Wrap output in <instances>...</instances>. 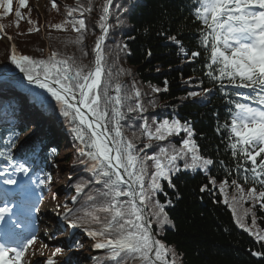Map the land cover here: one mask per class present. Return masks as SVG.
I'll return each instance as SVG.
<instances>
[{
    "label": "trees",
    "instance_id": "1",
    "mask_svg": "<svg viewBox=\"0 0 264 264\" xmlns=\"http://www.w3.org/2000/svg\"><path fill=\"white\" fill-rule=\"evenodd\" d=\"M53 2L57 7L52 6ZM105 2L27 0L26 6L20 8L18 0H13L8 16H4L0 8V25L4 26L0 31V75L16 70L10 59L11 45L17 55L35 60H47L52 52H56L58 58L72 57L76 65L88 71L95 66L96 41L103 36L102 80L121 84V95L132 96L121 108L125 118L120 123L124 136L133 141L139 155L145 158L149 173L145 184L155 171L153 161L147 157L158 156L161 147L169 152L179 149L182 141L189 137L181 130L163 141L149 140L142 125L154 131L164 121H179L192 131L190 139L197 145V154L213 161L206 167L192 169L185 168L186 162L191 163V154L178 158L175 161L178 170L170 173V181L161 178L160 189L151 197L152 203L159 201L164 205L171 222L160 226L159 218L151 214L150 208L146 210L154 239L170 250L169 264H264V240L257 239L258 235L264 236V208L248 194L239 195L237 189V185L247 191L255 188L257 195L264 191V184L256 174L261 169L257 164L253 173L251 161L233 154L230 145L235 137L229 139L227 127L231 124L235 102L239 100L257 107L241 99L256 94L248 88L234 87L227 78L213 80L208 75L209 72L218 75V66H208L210 49L206 51L203 44V25L195 16V0H111L106 19L101 21ZM85 8L90 11H83ZM69 9H75L71 16ZM16 10L21 12L19 18ZM74 19L85 21L82 32L74 31L73 24L64 23ZM56 24H61L63 30L54 28ZM101 24L107 28L106 33ZM78 37L80 42H77ZM192 52L199 55L193 57ZM206 89L210 91L205 92ZM136 90L140 92L138 98L134 96ZM192 92L198 95H190ZM137 103L142 108L129 112L127 106L135 107ZM74 126L70 118L61 115L52 97L26 86L16 76L0 81V153L10 152L15 162L28 167L31 176L40 180L44 199L55 197L57 208L61 210L60 220L68 238L64 241L56 238L61 252L53 257L55 264H114L106 251L94 252L88 248L95 241L87 235V230L96 229L98 225L88 222L82 208L89 209L93 204L88 200L90 195L96 198V203L100 202L103 185L95 182L89 170L92 162L79 155L81 144L71 131ZM31 129L35 132L30 133ZM9 137H13L16 144L10 150ZM141 149L143 151H139ZM61 153L64 154L61 156ZM261 158L264 153L257 161ZM10 171H15L14 167L8 166L4 156H0V172H4L0 180L10 179ZM62 172L67 178L59 193L54 190L52 181ZM211 180L215 183H210ZM78 185L82 188L80 192ZM67 209H73L76 216L65 220ZM80 217H83L78 220L80 227L70 228L69 223ZM241 223L249 231H245ZM57 248L48 250L47 259ZM253 252L260 255L253 256ZM61 254L66 260L58 259ZM128 264L135 262L130 259Z\"/></svg>",
    "mask_w": 264,
    "mask_h": 264
},
{
    "label": "snow or ice",
    "instance_id": "2",
    "mask_svg": "<svg viewBox=\"0 0 264 264\" xmlns=\"http://www.w3.org/2000/svg\"><path fill=\"white\" fill-rule=\"evenodd\" d=\"M195 2L196 19L203 25L201 29L203 44L206 51L210 49L211 64L208 66H218V75H213L212 72L208 75L213 80L227 78L234 87L248 88L256 94L242 96L241 99L251 101V104L257 107L239 100L235 102L231 124L227 127L230 130L229 139L235 137V141L230 145L233 154L238 153L251 161L253 173H256L258 164L261 171L256 174L260 178V183L264 184V158L257 161V157L264 153V0H195ZM18 3L20 8H23L27 0H18ZM110 3L111 0H106L103 7L105 15L100 17L101 21L106 19ZM12 4L13 0H0L4 16L12 12ZM52 6L57 7L55 2ZM73 11L75 9H69L68 15L71 16ZM83 11H90V8ZM15 15L19 18L21 12L16 10ZM64 23L73 24V30L77 32L85 29L83 19L66 20ZM100 26L106 33L107 28L104 24ZM3 27L0 25V31H3ZM53 27L63 30L61 24ZM80 39L78 37L77 42H80ZM103 39L101 36L96 41L95 66L88 71L84 70V66L76 65L72 57L58 58L56 52H52L47 60H35L29 56L17 55L13 47L10 59L11 63L24 73L29 83H35L38 88L50 94L59 105L62 116L70 118L71 123L75 125L71 131L81 144L78 149L79 155L87 157L92 162L89 170L93 173L95 182L103 185V190L99 192L102 198L100 202L96 203V198L90 195L88 200L93 201V204L89 209L82 208L84 217L89 218L88 222L98 225L96 229L87 230V235L96 241L94 248L105 250L114 264H128L130 259L135 264L156 262L169 264L167 256L170 250L160 240L154 239L146 210L150 208L151 214L159 218L157 223L160 226L171 222L164 211V205L159 201L152 203L151 197L160 189L159 180L163 178L170 181V173L178 170L175 168V161L178 158L184 159L191 154V163L186 162L185 168L192 169L206 167L213 161L203 159L197 154V145L190 139L192 131L183 127L179 121L173 120L171 123L164 121L157 125L154 131L142 125V131L149 140L163 141L181 130L189 137L182 141L179 149L169 152L161 147L158 156L147 157L153 161L155 171L151 173L147 185L145 184V177L149 175L145 158L139 155L133 141L124 136L120 123L125 118L121 108L125 101L132 99V96L121 95V84L113 85L110 80H102L104 68L100 48ZM171 39L176 41L175 37ZM191 55L195 57L199 53L192 52ZM108 76H112L111 71L108 72ZM208 91L210 90H205ZM112 92L115 95L111 94ZM190 95L196 96L198 93L192 92ZM134 96L138 98L140 92L134 91ZM127 107L129 112L142 108L139 103L135 107L131 105ZM133 135L135 136V133ZM148 146L146 144L145 148ZM7 147L9 150L16 147L13 137H9ZM0 156H4L8 166L14 167L15 172L28 174L29 168L23 163L15 162L10 152L0 153ZM0 175H4V172H0ZM4 183L10 185L16 181L5 179ZM210 183L214 184L215 181L211 180ZM232 183L236 184L235 181ZM220 188L223 191V183ZM237 189L243 191L239 185ZM77 191H82L79 185ZM201 191L204 189L201 188ZM248 196L254 201H259L264 208V191H259L257 195L256 189L250 188ZM121 197L127 199L121 200ZM7 211V208H0V219L4 218ZM100 213L105 215L102 217ZM69 216L75 217L76 212L67 209L64 219L68 220ZM82 218L70 222L69 227H80L78 220ZM240 226L249 231L242 223ZM257 239L264 240V236L258 235ZM34 240L35 237L15 248L0 245V264H23L25 252ZM60 252L61 249L57 248L47 259L46 264H55L53 257ZM172 255L175 256V253ZM252 255L259 256L260 253L253 252Z\"/></svg>",
    "mask_w": 264,
    "mask_h": 264
},
{
    "label": "rangeland",
    "instance_id": "3",
    "mask_svg": "<svg viewBox=\"0 0 264 264\" xmlns=\"http://www.w3.org/2000/svg\"><path fill=\"white\" fill-rule=\"evenodd\" d=\"M37 9H40V4L37 6ZM28 87L39 91V89H36L34 87ZM39 92H42L46 96L51 97L50 94L47 93L45 90H40ZM30 131V133L35 132V130L33 129H31ZM27 136H29V134L26 135V137ZM64 149L68 153L69 149H67L66 145ZM63 154L64 153H61V156ZM60 162H62V160ZM9 173V178L14 179L16 183L9 185L3 183L0 180V193L2 196H0V208L8 209L4 216H6L5 220L8 221L12 228L11 231L15 232L11 236L13 238H17L16 232L23 235L26 234V238L20 241L15 247H20L25 244L29 239L35 237L34 243L30 245L25 252L23 264H44L45 260L49 256L48 250H52L59 246L58 243L55 241L56 238H59V241H64L68 238L67 233H65V230L62 228L63 223H61L60 220L62 215L60 214L61 210H58L57 208V199L55 197H47L46 199H44L40 192V180L38 179V177H32L29 172L27 175L15 171H10ZM62 173L63 174H59L58 178L52 181V186L54 190L56 192L58 191L59 193L61 189L65 187L67 178L64 172ZM15 186H17L19 191L14 195L6 191V187L12 189V187ZM240 189H242L243 191L241 192L238 190L239 195L248 194V191L244 188ZM22 196L26 197L24 201L26 204V218L20 221L17 219L14 220L11 217L12 209L15 205L18 206L20 204L19 202L21 201ZM35 221L44 222L45 224H47V226L43 227L39 225V223H35ZM93 243L88 246L90 250L94 252L105 251L101 249L97 251H95V249H91ZM0 245L2 244L0 243ZM62 248L65 249V247ZM66 258L67 257H65V255L63 254L58 256V259L60 260H66Z\"/></svg>",
    "mask_w": 264,
    "mask_h": 264
},
{
    "label": "water",
    "instance_id": "4",
    "mask_svg": "<svg viewBox=\"0 0 264 264\" xmlns=\"http://www.w3.org/2000/svg\"><path fill=\"white\" fill-rule=\"evenodd\" d=\"M106 16H107V14H106ZM10 55H12V46H10ZM10 76H16V77L20 78L25 85L34 87V86H32L33 83H29L28 80L25 78V76L22 74V72H20V70L18 68H16V70L13 73L0 75V81L5 79L6 77H10ZM97 250H99V249H96V251Z\"/></svg>",
    "mask_w": 264,
    "mask_h": 264
},
{
    "label": "bare ground",
    "instance_id": "5",
    "mask_svg": "<svg viewBox=\"0 0 264 264\" xmlns=\"http://www.w3.org/2000/svg\"><path fill=\"white\" fill-rule=\"evenodd\" d=\"M32 86H34L36 89H39V91H40V90H44V89L38 88V87L36 86L35 83H33ZM5 217H6V216H4L3 219H0V222H1V224H2V226H0V237H1V235H2L1 232L5 231V226H6V223H7V221L5 220ZM35 223H39V225H41V226H43V227H46V226H47V224H45L44 222H38V221H35ZM13 233H15V232H11V228H10L6 236H7V237H10L11 234H13ZM92 246H94V243L92 244Z\"/></svg>",
    "mask_w": 264,
    "mask_h": 264
}]
</instances>
